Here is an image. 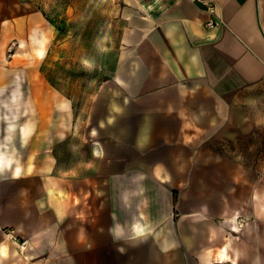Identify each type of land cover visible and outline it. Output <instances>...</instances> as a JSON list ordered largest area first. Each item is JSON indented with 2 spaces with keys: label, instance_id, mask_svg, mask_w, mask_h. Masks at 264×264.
I'll return each mask as SVG.
<instances>
[{
  "label": "crops",
  "instance_id": "1",
  "mask_svg": "<svg viewBox=\"0 0 264 264\" xmlns=\"http://www.w3.org/2000/svg\"><path fill=\"white\" fill-rule=\"evenodd\" d=\"M139 2L88 157L0 164V264H264V0Z\"/></svg>",
  "mask_w": 264,
  "mask_h": 264
},
{
  "label": "rangeland",
  "instance_id": "2",
  "mask_svg": "<svg viewBox=\"0 0 264 264\" xmlns=\"http://www.w3.org/2000/svg\"><path fill=\"white\" fill-rule=\"evenodd\" d=\"M23 1L0 3V158L26 173L72 168L88 157L90 95L127 53L140 2Z\"/></svg>",
  "mask_w": 264,
  "mask_h": 264
},
{
  "label": "built area",
  "instance_id": "3",
  "mask_svg": "<svg viewBox=\"0 0 264 264\" xmlns=\"http://www.w3.org/2000/svg\"><path fill=\"white\" fill-rule=\"evenodd\" d=\"M205 4V7L206 9L210 12L211 14V18H209L207 21H206V24L208 26H213L217 23L216 19L214 18L213 14H214V11H215V4L214 3H208V2H204ZM25 243V240L23 239L21 241V244L23 245Z\"/></svg>",
  "mask_w": 264,
  "mask_h": 264
},
{
  "label": "bare ground",
  "instance_id": "4",
  "mask_svg": "<svg viewBox=\"0 0 264 264\" xmlns=\"http://www.w3.org/2000/svg\"><path fill=\"white\" fill-rule=\"evenodd\" d=\"M3 162V159L2 158H0V164ZM233 222H234V230H238V226H237V224H236V216H234L233 217ZM225 249H226V244H224L223 246H222V248H220V249H218V254H219V256H220V259H223L224 258V256H226L225 255Z\"/></svg>",
  "mask_w": 264,
  "mask_h": 264
},
{
  "label": "trees",
  "instance_id": "5",
  "mask_svg": "<svg viewBox=\"0 0 264 264\" xmlns=\"http://www.w3.org/2000/svg\"><path fill=\"white\" fill-rule=\"evenodd\" d=\"M174 203L176 202V196L174 195V199H173Z\"/></svg>",
  "mask_w": 264,
  "mask_h": 264
}]
</instances>
